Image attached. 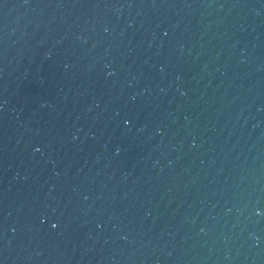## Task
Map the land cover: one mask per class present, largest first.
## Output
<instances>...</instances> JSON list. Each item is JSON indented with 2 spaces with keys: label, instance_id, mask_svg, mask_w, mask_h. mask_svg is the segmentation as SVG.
I'll return each instance as SVG.
<instances>
[{
  "label": "water",
  "instance_id": "water-1",
  "mask_svg": "<svg viewBox=\"0 0 264 264\" xmlns=\"http://www.w3.org/2000/svg\"><path fill=\"white\" fill-rule=\"evenodd\" d=\"M0 264H264V0H0Z\"/></svg>",
  "mask_w": 264,
  "mask_h": 264
}]
</instances>
